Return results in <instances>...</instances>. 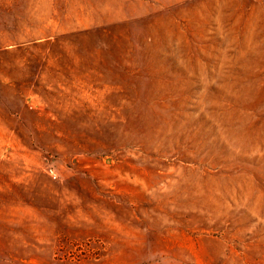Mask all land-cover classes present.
Segmentation results:
<instances>
[{
	"label": "rangeland",
	"instance_id": "374dc122",
	"mask_svg": "<svg viewBox=\"0 0 264 264\" xmlns=\"http://www.w3.org/2000/svg\"><path fill=\"white\" fill-rule=\"evenodd\" d=\"M0 264H264V0H0Z\"/></svg>",
	"mask_w": 264,
	"mask_h": 264
},
{
	"label": "built area",
	"instance_id": "2783aa9c",
	"mask_svg": "<svg viewBox=\"0 0 264 264\" xmlns=\"http://www.w3.org/2000/svg\"><path fill=\"white\" fill-rule=\"evenodd\" d=\"M50 173L54 176V177H57L55 172L53 170H50Z\"/></svg>",
	"mask_w": 264,
	"mask_h": 264
}]
</instances>
